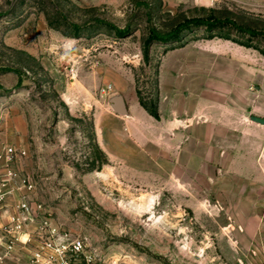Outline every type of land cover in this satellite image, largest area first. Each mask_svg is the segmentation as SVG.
Segmentation results:
<instances>
[{"label": "rangeland", "instance_id": "374dc122", "mask_svg": "<svg viewBox=\"0 0 264 264\" xmlns=\"http://www.w3.org/2000/svg\"><path fill=\"white\" fill-rule=\"evenodd\" d=\"M209 14L264 29V0H0V156L8 146L25 151L0 203V264H30L37 237L10 244V205L22 198L34 236L47 222L83 240L71 264H264V184L250 182L264 127L249 122L264 117V39L230 30L246 47L192 26L143 55L150 28ZM70 23L81 24L78 34ZM178 79L195 94L209 85L222 95L225 149L199 145L189 156L173 144L162 159L155 144L121 139L108 156L94 130L95 112L112 110L108 97L121 88L129 101L138 88L158 103L159 85L168 94ZM3 169L0 157V179Z\"/></svg>", "mask_w": 264, "mask_h": 264}, {"label": "crops", "instance_id": "0c3cea01", "mask_svg": "<svg viewBox=\"0 0 264 264\" xmlns=\"http://www.w3.org/2000/svg\"><path fill=\"white\" fill-rule=\"evenodd\" d=\"M179 80H176L168 94H163L159 85V119L152 117L140 105L137 96H133L134 93L128 101L126 93L121 88L120 91L127 107V116L112 112L113 110H108L105 114L99 110L95 112V134L108 156L113 157V150L121 139H128L130 142L143 145L144 149L155 144V150L160 151L158 154L162 159H165L166 155L167 157L171 155L173 144H186V153L189 156L195 152L199 145L216 144L217 149H225L228 136L224 124L228 116L227 111L223 109L221 111L220 108L223 103L220 98L222 95H212L209 85L195 94L194 85L183 80L180 83ZM252 115L262 117L258 114H251L250 116ZM250 116L249 122L255 125L256 129L257 127H264V124L252 121ZM242 129V119H240L239 127H236L237 131L232 133L235 137V150L242 149ZM259 145L262 147L261 143ZM180 155L183 158L180 153L174 157L178 159ZM250 166V182L264 184V158L260 157L258 160L251 161ZM242 168V160L236 159V172L239 171L242 174ZM257 201L254 202V205L258 203ZM259 204H262L261 208L258 206ZM259 204L255 205V207L262 209L257 226L263 230L264 197L260 198ZM11 206L13 205H10V212L13 211ZM255 207H251L252 210Z\"/></svg>", "mask_w": 264, "mask_h": 264}, {"label": "built area", "instance_id": "2783aa9c", "mask_svg": "<svg viewBox=\"0 0 264 264\" xmlns=\"http://www.w3.org/2000/svg\"><path fill=\"white\" fill-rule=\"evenodd\" d=\"M24 154V150L8 146L4 148L0 156L4 167L3 176L0 179L1 204L5 203L6 197L13 191L10 184L16 175L13 166L17 158ZM25 181L24 185L26 188L32 190L34 187L33 181L30 179ZM31 213L32 208L27 199H19L13 204V211L9 216L12 231L10 244L29 243L34 237H37L35 249L30 257V264H71L69 254L73 255L81 252L84 245L83 240L79 237L71 238L66 232L59 234L57 229L53 226H48L47 222H44V226L39 227L37 235L34 236L28 230ZM56 235H58V238H54Z\"/></svg>", "mask_w": 264, "mask_h": 264}, {"label": "trees", "instance_id": "16d2710c", "mask_svg": "<svg viewBox=\"0 0 264 264\" xmlns=\"http://www.w3.org/2000/svg\"><path fill=\"white\" fill-rule=\"evenodd\" d=\"M97 21L103 23L105 26L114 30L115 32L122 31L116 28L115 25L111 24L108 21H104L101 19H97ZM70 26L72 27V31L74 35L79 33V30L81 29V24L70 23ZM192 26L203 27L206 31H209V32L217 31V34H216L217 36H220L226 39H231L232 41L238 42L239 44L244 45L246 47H252V45L249 44V42H240L239 40L231 38L229 36L230 30H234L240 34H245L247 35L248 39H252V38L264 39V29H258V28L246 26L243 24L236 23L228 18H220V17L214 16L213 14H209L207 16L192 17V18L179 21L166 32H160L154 28H150L148 31V35L144 40V47H143L144 57H147V50H148L147 48L151 42L153 41H161V42L179 41L181 39V35L183 31L185 29L191 28ZM258 50L264 56V49H258ZM136 95H137L140 105L152 117H154L155 119H159L157 98L156 99L148 98V100H146V98L141 95V92L138 90V88H136ZM97 167H99V165Z\"/></svg>", "mask_w": 264, "mask_h": 264}, {"label": "water", "instance_id": "95a60500", "mask_svg": "<svg viewBox=\"0 0 264 264\" xmlns=\"http://www.w3.org/2000/svg\"><path fill=\"white\" fill-rule=\"evenodd\" d=\"M108 104L110 105V107L115 113L120 114V115L128 114L125 100L121 93H118V92L112 93L108 97ZM250 119L252 121L264 124V118L262 117L252 115L250 116Z\"/></svg>", "mask_w": 264, "mask_h": 264}]
</instances>
